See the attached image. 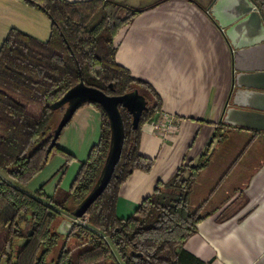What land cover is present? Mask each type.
I'll list each match as a JSON object with an SVG mask.
<instances>
[{
  "label": "trees",
  "instance_id": "obj_1",
  "mask_svg": "<svg viewBox=\"0 0 264 264\" xmlns=\"http://www.w3.org/2000/svg\"><path fill=\"white\" fill-rule=\"evenodd\" d=\"M28 1L46 12L51 24L47 39L13 27L0 45V231L8 230L0 246V264H213L184 244L209 215L202 205L192 204L191 192L208 165L214 140L196 162L181 164L171 179L158 181L132 214L116 212L121 185L135 170L153 167L154 159L139 150L141 127L161 110V99L117 62L115 38L153 4L134 8L113 0ZM253 1L264 20V0ZM80 82L111 95L138 89L148 103L137 128L132 115L119 105L120 158L107 187L77 218L74 210L95 186L111 144L110 120L99 103L82 104L101 112L100 136L70 189L57 186L49 195L40 187L32 194L20 186L41 171L52 151L63 154L66 162L75 158L57 144L59 137L50 151L49 147L58 124L53 119L58 110L62 116L64 108L53 104ZM222 132L217 126L214 137H223ZM6 175L21 185L9 182ZM64 213L75 217L66 232L59 230ZM53 250L56 256L47 261Z\"/></svg>",
  "mask_w": 264,
  "mask_h": 264
},
{
  "label": "crops",
  "instance_id": "obj_2",
  "mask_svg": "<svg viewBox=\"0 0 264 264\" xmlns=\"http://www.w3.org/2000/svg\"><path fill=\"white\" fill-rule=\"evenodd\" d=\"M113 1L134 8L153 4L118 32L116 60L152 87L161 99V111L174 115L179 124L177 132L166 136L155 132L149 121L142 125L139 150L154 159L153 167L135 170L121 185L117 214H132L158 181L171 179L181 164L196 162L214 140L208 165L191 192L192 204L202 205L209 215L184 248L213 264H264V131L222 121L234 84L232 43L254 44L264 38V29L256 21L236 25L237 0L224 1L215 14L211 8L218 0ZM50 24L47 13L28 0H0V45L13 27L48 38ZM246 63L264 66L262 52L247 54ZM74 119L90 134L80 149L72 147L82 154L100 136L101 112L85 104L69 123ZM217 126H222L221 138L214 137ZM71 222L65 218L59 230L68 231Z\"/></svg>",
  "mask_w": 264,
  "mask_h": 264
},
{
  "label": "water",
  "instance_id": "obj_3",
  "mask_svg": "<svg viewBox=\"0 0 264 264\" xmlns=\"http://www.w3.org/2000/svg\"><path fill=\"white\" fill-rule=\"evenodd\" d=\"M224 1L226 0H218L214 8H211V12L215 14V9L221 6ZM234 6L237 9V13L235 14L236 19L240 18V22L236 25L247 21H256L264 29L262 15L256 8L253 0H237ZM233 25L226 29L227 36H230L231 29H234L235 25ZM226 26L221 22V27L224 28ZM232 45L235 61L234 84L231 102L222 116V121L231 126L264 131V85H262V81H264V66L252 67L248 66L247 63L245 64L246 55L257 50H260L264 57V38L254 44L238 45L232 43ZM92 101L99 103L109 117L112 130L111 144L95 186L74 210V215L77 218L82 217L86 213L90 205L107 187L120 158L123 142V126L119 105L132 115V126L133 128H137L141 114L147 108L148 103L147 98L138 89L121 95H111L80 82L70 88L63 98L53 104V107H64L65 105L67 107L52 132L53 138L49 151L59 137L62 129L72 118L76 109L80 105Z\"/></svg>",
  "mask_w": 264,
  "mask_h": 264
},
{
  "label": "rangeland",
  "instance_id": "obj_4",
  "mask_svg": "<svg viewBox=\"0 0 264 264\" xmlns=\"http://www.w3.org/2000/svg\"><path fill=\"white\" fill-rule=\"evenodd\" d=\"M148 1H151V0H148ZM43 39H47V37ZM66 107L67 105H65L62 110L65 111ZM63 111L61 112V115H63ZM59 112L60 111L58 110L55 115V118L53 119V121H55L54 125L58 123L60 120V117H62L60 116ZM75 120L76 119H74L71 123H69L62 129L59 135L58 141H57V144L60 147H62L68 152L74 153L75 155L74 159H72L69 162L68 161L66 162V158L63 154L59 153L58 151H52L53 153L50 155L45 166L41 169L39 173H37L31 179L29 183L25 185H21L7 175L4 176V178L13 184L17 183L21 185L20 187H22L23 189H25L26 191L32 194H35L37 189L40 187H43L45 192L49 195L55 193L57 186L61 187L63 190L68 191L70 189L73 178L75 177L82 161H84L87 158L88 153H89V151L84 152V150H82L81 151L82 154H79L78 152H74V150L72 149V147H77V149H80L81 145L84 143L83 142L84 136H85L86 142L88 141L87 139H89V136H90V134L87 135L88 128L78 123L75 124ZM228 141L229 139H225L224 144H226ZM79 156H82L85 158H82L81 160ZM63 216H64L63 218H68V219L70 218V220L75 221V217H73L69 213H64ZM26 226H27L26 223L22 224V227L24 229L26 228ZM7 231L8 230L6 229L0 231V246L3 243V239L5 238ZM56 254H57V250H53L52 252H50V254L47 256V261H50L52 257L56 256Z\"/></svg>",
  "mask_w": 264,
  "mask_h": 264
},
{
  "label": "built area",
  "instance_id": "obj_5",
  "mask_svg": "<svg viewBox=\"0 0 264 264\" xmlns=\"http://www.w3.org/2000/svg\"><path fill=\"white\" fill-rule=\"evenodd\" d=\"M148 123L151 124L153 130L159 135L166 136L178 131L179 124L176 117L167 112L159 111L158 116L153 118Z\"/></svg>",
  "mask_w": 264,
  "mask_h": 264
}]
</instances>
